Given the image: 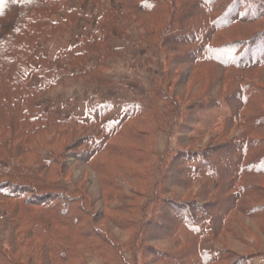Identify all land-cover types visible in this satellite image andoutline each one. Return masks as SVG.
<instances>
[{
	"label": "trees",
	"instance_id": "trees-1",
	"mask_svg": "<svg viewBox=\"0 0 264 264\" xmlns=\"http://www.w3.org/2000/svg\"><path fill=\"white\" fill-rule=\"evenodd\" d=\"M93 1L100 10L95 29L57 52L54 60L55 65L75 67L78 71L71 77L83 79L96 88L95 96L87 102L91 117L86 122L77 117L58 116L54 109L35 104L37 95L58 83L51 76L55 72L53 64L37 52L39 37H53L67 22L77 20L78 14L69 8V0H0V231L5 216L11 220L7 243L0 239V264H82L88 252L100 257L102 264L135 263L136 256L127 258L122 243L115 241L112 233L114 229L121 232L135 229L133 238L141 235V227L134 225L136 222L128 208L113 209L122 215L103 214L111 222V230L86 226L84 217L90 215L87 198L78 200L71 196L82 189L64 177L65 164L59 170L56 165L61 164L57 158L45 159L39 151L50 148L53 154L59 147L74 149L72 156L91 168L102 188L107 174L112 173L106 156L124 158V165L121 161L117 165L123 166L131 181L150 172L149 162L153 156L159 158L156 142L150 145V140L154 132L168 130L181 109L178 99L183 96L178 93L172 75L173 65L177 63L172 59L163 72L153 76L150 95L143 102L120 99L119 103V98L108 93L117 85L105 74L102 63L119 54L120 50L114 46L117 38H128L139 47L142 64L147 66L154 62L150 49L159 46L154 38L158 33L166 62L170 52H184L190 60L187 63L192 66L189 77L198 76L206 66L221 67L220 79L222 84L227 82L226 92L233 90L225 96L238 99L226 119L225 134L227 128L239 125L244 128L240 137L203 149L180 148L168 162L157 159L153 170L161 173L160 181L166 180L170 171L192 173L183 181L191 184L198 181L202 188L216 181V194L207 202H202L199 195L191 201L165 196L163 202L178 223L173 224L172 231L188 229L199 239L219 232L211 234L209 221L220 231L227 227L229 212L236 211L250 218L264 217L262 202L238 205L243 198L259 196L257 185L247 180L264 176V137L253 136L264 129V77L256 75L264 71V22L240 40L239 56H225L227 49L236 44L216 42L219 32L264 20V0H120L127 11L137 13L143 20L141 26L145 33H140L139 38H131L129 14L118 10L109 0ZM216 11L218 16H214ZM54 16H60V20L55 21ZM92 54L98 59L95 65L89 66ZM34 77L38 79L37 85ZM115 99L123 107V113L118 119L105 121L117 104ZM92 124L100 127L88 135ZM219 137L224 138V133ZM119 139L134 143L119 142ZM67 140L71 143L65 144ZM138 143L149 145L151 150ZM176 162L185 163L180 172L172 169ZM135 166H147L148 173L145 174L146 169L144 173L138 171ZM219 192L227 196L222 197ZM106 197L110 198V192ZM214 200L217 201L212 203ZM223 203H226L225 215L219 221L217 216L210 215L208 220L202 217L199 222V214L194 215L202 211L203 204ZM147 208L142 207L144 218L139 223L145 222ZM153 209L151 213L155 216L158 212ZM152 214L148 224L153 221ZM226 253L235 255L230 249L226 252L201 249L192 256L195 259L188 258L187 262L219 264ZM165 256L169 259H163L164 264H175L172 256ZM250 258L248 254H236L229 264H249ZM178 259L184 258L178 255Z\"/></svg>",
	"mask_w": 264,
	"mask_h": 264
},
{
	"label": "rangeland",
	"instance_id": "rangeland-1",
	"mask_svg": "<svg viewBox=\"0 0 264 264\" xmlns=\"http://www.w3.org/2000/svg\"><path fill=\"white\" fill-rule=\"evenodd\" d=\"M109 1L118 10L130 15L128 19L132 27L131 38H139L140 33H145V28L141 26L143 20L138 18L137 13L127 11L120 0ZM68 4L69 8L75 9V13L78 14L77 20L67 22L63 28H59V31L53 37L46 35L39 37L37 52L44 54L50 63L53 64L55 72L51 76L56 77L58 83L55 87L37 95L35 104L45 109H54L58 116L77 117L89 122L91 116L88 113L87 102L95 96L96 88L85 83L83 79L71 77L74 72L78 71L75 67L64 64L55 65L54 60L57 52L77 43L80 36H86L91 30L95 29L100 10L93 0H69ZM218 4L217 1V6H220ZM214 14V16L219 15L217 11ZM54 19L58 21L60 16H54ZM263 22L264 20L253 24H239L231 28V30L219 32L216 42L219 45L230 42H232V45L236 44L234 48L227 49L225 56H239L242 52L240 40L258 30ZM154 38L158 41L159 46L150 49V53L154 57L153 65L143 66L139 47H136L128 38H117V41H114V46L120 50L119 54L102 62L105 67V74L113 79L117 85L115 90H109V94L113 95L114 98H119V100H141L143 102L150 95L153 76L157 72H163V69L167 65L169 66L172 59L176 60L177 64L173 65L172 75L175 86L177 85L178 93L183 96L178 99L181 109L179 117L170 123L169 129L154 132L155 136L150 140V145L156 142L155 149L159 153V158H154L153 156L148 164L150 172L148 173L147 166L145 168L144 166H135L141 172L146 169L144 172L148 174H143L139 179L133 178L131 181L127 172L123 170V166L120 168L117 165L120 161L123 164L124 158L117 159L112 156H106L105 160L109 162L112 173L110 175L107 174L108 176L104 179L105 185L102 188L98 182L97 175L91 168L87 167L82 161H76L75 157L72 156L74 149L59 147L52 154L50 148H41L39 149L40 154L45 159L57 158L61 164V166L56 165L59 170L65 164L67 167L62 171L65 174L64 177L72 179L76 186L80 190L82 189L81 192L73 193L71 196L78 200L79 197L83 196L87 198L86 206L90 211V215L84 217L86 226L111 230L113 229L110 226L111 222L107 216V218H104L103 214L122 215V213L113 209L128 208L129 212L133 214L131 215L133 222H136L134 225L137 228L141 227V235L134 239L135 229H130L128 232L114 229L112 233L115 241L122 243L124 247L122 249H124L127 258L131 259L136 256V261L133 264H164L163 259H169L165 256L168 254L172 256L175 264H191L190 262L195 259L192 256L198 254L201 249L208 251L224 250L225 252L226 249H230L235 255H250L249 264H264V217L250 218L236 211L233 213L229 212L227 213V227L220 231V229L213 226L215 223L209 221L208 226L213 229L211 234L219 232L215 236L205 235L199 239L194 238V233L188 229L181 228L180 231H172V228L174 229L173 224L178 223L173 218L174 214H169L168 205L163 202L165 196L191 201L199 195L202 198L201 200H203L202 202H207L216 192V181L210 187L202 188L198 181L194 184L183 181L185 176H190L192 173L178 174V171H174L173 174L170 171L169 177L166 180L162 178L160 181L159 176L161 173L156 174L153 170V167L158 164L157 159L162 158L163 162H168L174 158L173 156L180 148L203 149L214 144L226 142L232 138L240 137L244 132V128L239 125L232 129L227 128L225 134L226 119L231 114L232 108L238 104V99L225 96L232 93L233 90L226 92L227 82L222 84L220 79L223 71L221 67L217 65L206 66L203 71L198 72V76L189 77L188 73L191 72L192 66L187 63L190 62L188 55L182 51L170 52L169 59L166 62L164 50L160 45L159 34H154ZM97 59L92 54L89 59V66L95 65ZM178 60L185 61V64H180L182 62H178ZM256 75L264 77V71H258ZM33 82L37 85L38 79L34 77ZM121 100L119 103H121ZM115 102L117 104L114 105V110L104 118L105 121L118 119L122 115L123 107L116 99ZM98 127H100L99 124H92L87 134H92L91 132ZM143 128L147 129V127ZM223 133L224 138L219 137ZM253 136L257 138L264 137V129L258 130ZM119 142L134 143V141L128 139H122ZM70 143V140L65 141V144ZM140 147H145L147 151L151 150L149 145H140ZM81 149L83 147H80ZM184 164V162L181 164L176 162L175 168L172 169L180 172V168H183ZM162 171H164L163 168L161 169ZM247 181L249 184L257 185L256 192H258L259 196L243 198L238 205L264 203V176L251 177ZM110 183L114 186L110 187ZM66 186L70 187L69 185ZM107 192H110V198L106 197ZM219 194L222 197L227 196L225 193L222 194V192H219ZM153 200H156V203L151 202ZM215 201L217 200L212 203ZM199 202L202 203L201 201ZM223 204L209 206L208 204H203L201 206L203 208L202 211L195 212L194 215L199 214L197 217L199 222L203 220L202 217L205 220L210 215L217 216L216 221H219L220 217L225 215L224 211L226 209H224V206H226V203ZM144 206L145 208L146 206L148 207L147 211H145L146 220L144 223H139L144 218L141 216V209ZM152 209L158 212L155 216L151 213ZM150 214L153 216L151 217L153 221L148 224L147 219ZM10 228L11 220L5 216L3 228L0 231V239L5 243H7ZM178 255H182L184 259H178ZM235 255L231 253L223 254L224 259L219 264H229ZM191 257V261L187 262L188 258ZM82 264H102V259L88 252Z\"/></svg>",
	"mask_w": 264,
	"mask_h": 264
},
{
	"label": "crops",
	"instance_id": "crops-1",
	"mask_svg": "<svg viewBox=\"0 0 264 264\" xmlns=\"http://www.w3.org/2000/svg\"><path fill=\"white\" fill-rule=\"evenodd\" d=\"M117 41V40H116ZM115 44H116V42H115Z\"/></svg>",
	"mask_w": 264,
	"mask_h": 264
}]
</instances>
